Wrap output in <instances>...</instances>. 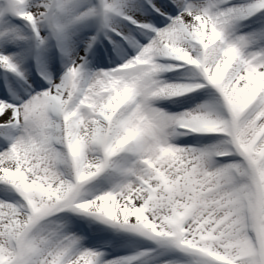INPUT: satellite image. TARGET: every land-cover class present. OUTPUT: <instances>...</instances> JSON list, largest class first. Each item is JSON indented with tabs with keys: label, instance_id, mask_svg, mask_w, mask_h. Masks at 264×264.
Returning a JSON list of instances; mask_svg holds the SVG:
<instances>
[{
	"label": "snow or ice",
	"instance_id": "6c2138e0",
	"mask_svg": "<svg viewBox=\"0 0 264 264\" xmlns=\"http://www.w3.org/2000/svg\"><path fill=\"white\" fill-rule=\"evenodd\" d=\"M0 264H264V0H0Z\"/></svg>",
	"mask_w": 264,
	"mask_h": 264
}]
</instances>
